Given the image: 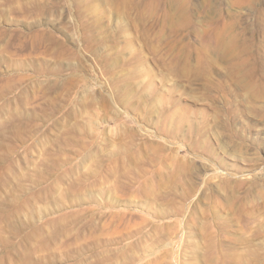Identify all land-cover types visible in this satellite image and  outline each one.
I'll return each mask as SVG.
<instances>
[{
    "label": "rangeland",
    "instance_id": "obj_1",
    "mask_svg": "<svg viewBox=\"0 0 264 264\" xmlns=\"http://www.w3.org/2000/svg\"><path fill=\"white\" fill-rule=\"evenodd\" d=\"M0 264H264V0H0Z\"/></svg>",
    "mask_w": 264,
    "mask_h": 264
}]
</instances>
